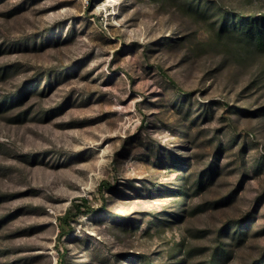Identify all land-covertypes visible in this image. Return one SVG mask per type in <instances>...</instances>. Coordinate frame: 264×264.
<instances>
[{
    "label": "rangeland",
    "instance_id": "374dc122",
    "mask_svg": "<svg viewBox=\"0 0 264 264\" xmlns=\"http://www.w3.org/2000/svg\"><path fill=\"white\" fill-rule=\"evenodd\" d=\"M0 264H264V0H0Z\"/></svg>",
    "mask_w": 264,
    "mask_h": 264
},
{
    "label": "trees",
    "instance_id": "16d2710c",
    "mask_svg": "<svg viewBox=\"0 0 264 264\" xmlns=\"http://www.w3.org/2000/svg\"><path fill=\"white\" fill-rule=\"evenodd\" d=\"M81 202H82V204H80V205H78V204H76L75 202L72 204V208H75V210H76V213L78 212H80V207H82L83 208V211H86L85 213H88V211H89V209H88V207H86L85 206V204H86V200L84 199V198H82L81 199ZM76 213L75 214H73L72 213V210L71 209H68L67 211H66V213L60 218V225L61 226H63V227H65V228H63L64 230L65 229H67L66 230V233L69 231V229H70V225L68 224V219L70 218V217H75L76 216ZM63 230V231H64Z\"/></svg>",
    "mask_w": 264,
    "mask_h": 264
}]
</instances>
